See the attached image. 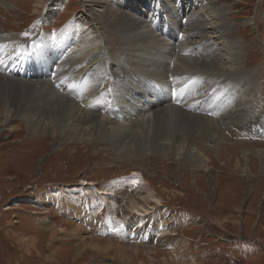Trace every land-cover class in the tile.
<instances>
[{"label":"rangeland","instance_id":"1","mask_svg":"<svg viewBox=\"0 0 264 264\" xmlns=\"http://www.w3.org/2000/svg\"><path fill=\"white\" fill-rule=\"evenodd\" d=\"M1 1L9 9L0 6V35L15 38L19 51L82 15L81 0H41L45 5L40 7H35L38 0ZM212 1L231 6L226 20L232 25L231 38L239 42L243 53V66L236 70V76L210 69L165 71L160 62L164 46L169 52L178 49L187 57L218 44L214 37L204 44L194 37L192 46L178 48L181 41L177 42V35H194L191 19L178 16L173 0H155L147 7L151 13L161 8L160 19L147 21L154 37L147 42L151 47L145 46L150 48L145 52L153 50L162 58L148 55V64H144L149 68L144 70L143 80H128L121 70L120 78L111 75L114 64H107L111 56L106 55L96 61L95 56L91 57L82 87H76L68 78L62 84L68 85L71 93L84 96L87 92V109L127 98L148 102L150 95H163L161 86L165 85L172 92L182 90L192 105L201 103L213 109L207 119L219 123L221 112L215 110V104L225 95L240 92L244 87L242 78L246 77L251 86L255 84L251 87L255 103L250 105L251 122L243 127L221 128L224 140L219 149H206L211 160L209 169L197 168L195 162L179 161L172 155H139V159L123 156L114 152L110 143L89 147L62 143L47 134L30 133L21 120L14 121L19 128L14 131L0 123V264H245L246 257L235 260L233 256L238 245L256 235L264 243V0ZM124 4L126 10L132 8L130 3ZM113 7L121 9L119 5ZM154 22L168 24L169 29L157 27ZM114 35L120 40L118 34ZM121 46L112 44L119 61L129 59ZM152 79L159 81L154 83ZM39 81H48L49 91H67L50 76ZM95 100L99 103L91 102ZM199 143L205 150L207 143ZM248 165L250 175L246 172ZM128 176L135 178L132 187L110 190L114 180ZM131 202L147 209L141 225L136 222L139 212L130 210ZM98 204L102 206L100 212L93 213ZM108 216L128 217L131 221L125 224L126 231L123 227L117 233L106 225ZM61 222L64 224L58 226ZM156 225H161L165 233L159 234Z\"/></svg>","mask_w":264,"mask_h":264},{"label":"bare ground","instance_id":"2","mask_svg":"<svg viewBox=\"0 0 264 264\" xmlns=\"http://www.w3.org/2000/svg\"><path fill=\"white\" fill-rule=\"evenodd\" d=\"M153 1L155 0H81V18L73 17L63 30L45 33L31 46L22 45L21 51L18 50V42L15 38L0 35V42L3 44L0 47V123L6 129L14 131L19 129L14 126V121L21 120L30 133L39 136L47 134L57 141L60 139L62 143L68 141L88 147L96 143H110L108 145L112 146L114 152L123 156L139 159V155H164L166 158L172 155L177 160L183 159V162H195L197 168L209 169L211 160L207 156L206 149H219L223 139L221 128L243 127L253 119L250 105L255 103H253L254 92L251 87L255 84L251 86V83L245 80L246 77L242 78L244 87L240 92L236 90L229 97L225 95L217 100L214 107L217 112H221L219 123L207 119V113L213 109H207L201 103L192 105L182 90L172 92L165 85H160L164 94L150 95L148 102L139 98L128 101L127 98L120 101L121 103L111 100L105 105L97 104V108L95 105L87 109L90 104L87 92L84 96L81 93H71L69 86L65 87L62 84V80L68 78V81L76 87H82L80 85L85 80V74L90 70L87 63L92 60L91 57L95 56L96 61L100 60L99 56L106 55L111 56L107 64H114L111 67V75L120 78L121 70L127 75L128 80H143L141 76L146 73L144 70L149 68L144 64H148V55L159 60L162 58L159 53H153V50L149 51L152 54L145 52L150 50L145 46L151 47L147 42L154 37L147 21L157 19L158 12L161 11V8H155L152 13L148 10L147 6H152ZM173 2V8L180 18L191 19L190 27L194 31L193 36L188 33L187 36L177 35V42L181 41L178 48L182 45L192 46L194 37L203 44L206 39L211 41L214 37V43L218 46L209 45L204 48L207 52H202V49L187 54V57H183L178 49L169 52L168 46H164L163 61H160L164 65V70L184 73L187 70L210 69L236 76V70L242 69L243 66V53L239 49L240 46L238 47L239 42L231 38L234 35L232 25L226 20L231 6L219 5L212 0H173ZM124 3H130L132 8L126 10L127 5ZM40 4L43 5L44 2L38 0L35 7H40ZM114 5H119L122 11L113 9ZM0 6L9 9V6L1 0ZM50 14H53V11ZM154 25L165 30L169 29L168 24L160 25L159 22H154ZM114 34H118L120 40H117ZM196 42L194 44H199ZM115 43L122 45V51L129 56V59L125 57L124 60L119 61L120 56L112 47ZM49 64L52 66L50 67ZM58 75L61 77L56 78ZM93 75L95 76L94 70ZM49 76L55 84L59 87L62 85L67 91L61 93L54 89L49 91L51 87L48 81H39L46 80ZM23 78L27 80H22ZM153 81L156 83L159 80ZM126 93L128 94V91ZM228 99L230 101H227ZM81 100L83 102L79 103ZM91 102L99 103L96 100ZM201 141L207 143V146H204L205 150L199 143ZM261 154L262 152L259 156ZM245 157L250 162L248 156ZM249 168L250 165L246 172L250 175ZM134 183L133 176L122 177L110 184V190L132 187ZM116 206L114 203L115 209ZM142 206L139 207L137 203L132 202L129 206L131 212H139L136 222L140 225L144 222L143 215L147 214L146 207ZM101 208L100 204L95 205L92 212L99 213ZM109 216L104 221L117 233H121L125 229V224L131 221L128 217ZM62 224L64 223L61 222L58 226ZM155 228L158 229L159 234L160 231L165 233L161 225H156ZM125 235L127 237L126 232Z\"/></svg>","mask_w":264,"mask_h":264},{"label":"crops","instance_id":"3","mask_svg":"<svg viewBox=\"0 0 264 264\" xmlns=\"http://www.w3.org/2000/svg\"><path fill=\"white\" fill-rule=\"evenodd\" d=\"M261 238L262 237L256 235L253 239L248 240L247 243H241L242 245H238V251L233 254L235 260H242L246 257L247 260L245 261V264L250 261L254 262V264H264V243H261ZM241 247L242 249L240 250Z\"/></svg>","mask_w":264,"mask_h":264}]
</instances>
